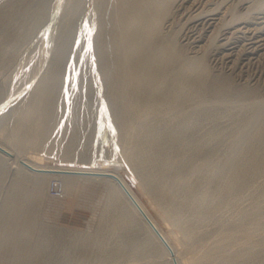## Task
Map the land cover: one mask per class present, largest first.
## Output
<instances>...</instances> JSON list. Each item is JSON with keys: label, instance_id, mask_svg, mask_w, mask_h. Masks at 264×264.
Segmentation results:
<instances>
[{"label": "rangeland", "instance_id": "1", "mask_svg": "<svg viewBox=\"0 0 264 264\" xmlns=\"http://www.w3.org/2000/svg\"><path fill=\"white\" fill-rule=\"evenodd\" d=\"M164 1L152 41L175 47L156 76L166 85L153 105L183 92L125 125L106 0H0V139L42 163L119 170L184 256L213 247L206 264H218L223 251L241 254L227 264H264V0ZM144 128L163 155L137 168L127 154ZM220 168L225 176L209 179ZM75 179L66 192L61 179L0 155V264H164L154 242L129 251L126 242L144 241L147 231L115 224L110 182ZM205 188L208 198L183 205ZM242 224L257 228L248 244L223 239Z\"/></svg>", "mask_w": 264, "mask_h": 264}, {"label": "bare ground", "instance_id": "2", "mask_svg": "<svg viewBox=\"0 0 264 264\" xmlns=\"http://www.w3.org/2000/svg\"><path fill=\"white\" fill-rule=\"evenodd\" d=\"M67 1L70 3V0ZM164 2V0H106L105 3V20H107V18H112L115 26L114 31L111 34V40L108 42L112 48L111 50L109 49L108 52L117 57L119 56V63L115 64V68L113 70L117 75H120V79L114 81L117 84L116 100L118 104L115 103L116 113L118 120H126L125 125H130L134 118L141 117V114L145 111L149 113L150 111H156L163 104L176 103L183 92L181 91L175 99H173V96H168L163 93L160 95L156 105H153L154 99L161 94L160 90L166 85V80L157 81L156 76L157 74L164 72V68H162L165 64L164 62L173 57L172 52L175 47V45L171 42L163 45L152 41V37L156 33L161 20L169 9V4ZM48 39L50 38L48 37ZM42 52L44 53L43 50ZM192 67V64H190L186 69H191ZM197 86H199V88L204 87V83L200 82ZM151 131H153L152 128L145 129L143 133L144 135L139 137L134 150L127 154V157L132 160L137 168L159 160L163 155V153L159 154L157 145L154 143L155 139L148 136ZM178 136L177 132H173L170 134L168 139L174 140L175 138H178ZM15 148H17V146ZM15 148L0 139V155L11 158L17 166L22 167L26 171L32 172L35 175L50 176L57 180L61 179L62 186L65 188L66 192L74 188L76 182L75 178L77 177L104 179L110 182L112 185L111 199L109 203H107V206L108 208L120 211L118 212V217L115 219V224L126 231L133 230L132 233L135 231L137 232L138 228H145L147 231L144 241H141L139 238H135L134 241L136 243L134 244H132V241L126 242L129 246H133L129 249V251L137 250L139 247L149 246V243L154 242V249L166 257V261H163L164 264H175V260L176 264H206L207 258L211 255L217 254L216 251L212 250L213 247H209V249L204 251L201 255H198L201 252L192 256L189 254V256L182 255L179 247V243H181L180 240L178 242L173 241L171 236L161 227L159 222L151 214L150 210L146 207L119 170L105 166L46 164L27 157V155H23L22 148ZM237 154L238 149L236 148L229 160V168L233 166L232 164ZM165 159L166 164L175 163L176 161V158L171 156H167ZM211 160V156H209L208 159L202 161L198 166H195L194 169H198L200 165L203 164H210ZM216 170L212 171L209 179H211L213 177L212 175L218 171L220 173H224V177L227 168H220L219 170ZM227 178H229V176ZM222 180L223 179H221V182H223ZM126 190H128L142 206L152 222L159 229L162 236L166 239L167 243L173 249V253L169 250L168 246L161 241L148 222L143 219L139 210L133 205L129 197H127ZM55 196H59V194ZM209 196L210 194L205 188L194 194L191 198L186 199L183 202V205L189 203L190 199L192 202V200L195 201L202 198L206 199ZM170 210V206L165 207V211L170 213ZM105 220L106 217L103 219V223ZM167 220L169 223L173 224L175 223L174 220H176V217L171 215V217L169 219L167 218ZM255 227L256 226H254V224H242L240 227L242 230L241 234L236 231H228L224 233L223 239L229 241L227 239L234 237L237 241H235L236 244L239 243L238 241H240V243L242 241L244 244H248L251 241L250 239L252 234L257 229H255ZM184 236H187V238L191 237L188 233H185ZM186 239L184 241H186ZM237 247L238 245L235 246V248ZM222 253L223 258L218 264L233 262L241 255L239 254L237 256V253L234 251V255H232V257L224 251ZM120 255L122 256L123 254L120 253ZM120 255L118 252L116 253V256L120 257ZM145 262H136L131 264H145ZM106 263L108 264L109 262L106 261ZM77 264H79V262ZM84 264H87V260L84 261Z\"/></svg>", "mask_w": 264, "mask_h": 264}, {"label": "water", "instance_id": "3", "mask_svg": "<svg viewBox=\"0 0 264 264\" xmlns=\"http://www.w3.org/2000/svg\"><path fill=\"white\" fill-rule=\"evenodd\" d=\"M127 192V197H129V199L131 200V202L133 203V205L139 210L140 214L142 215L143 219L146 220L148 222V224L152 227V229L156 232V234L158 235V237L161 239V241H163V243H165L169 250L173 253V249L170 247V245L167 243L166 239L162 236L161 232L159 231V229L155 226V224L152 222V220L150 219V217L147 215V213L144 211V209L142 208V206L139 204V202L134 198V196L128 191ZM175 264H176V260H175Z\"/></svg>", "mask_w": 264, "mask_h": 264}, {"label": "built area", "instance_id": "4", "mask_svg": "<svg viewBox=\"0 0 264 264\" xmlns=\"http://www.w3.org/2000/svg\"><path fill=\"white\" fill-rule=\"evenodd\" d=\"M55 195H60V189H56V191L54 192Z\"/></svg>", "mask_w": 264, "mask_h": 264}]
</instances>
